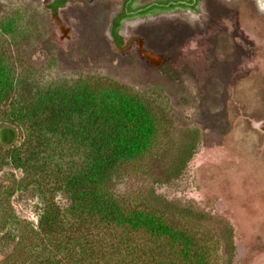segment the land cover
<instances>
[{
  "label": "rangeland",
  "instance_id": "rangeland-1",
  "mask_svg": "<svg viewBox=\"0 0 264 264\" xmlns=\"http://www.w3.org/2000/svg\"><path fill=\"white\" fill-rule=\"evenodd\" d=\"M52 1L0 0V59L15 82L7 112L17 95L44 87L85 78L125 85L159 126L155 147L163 145L153 152L150 174L163 180L187 147L193 152L180 177L157 184V192L206 212L216 233L229 223L233 264H264V0H200L193 10L175 6L124 19L120 45L108 27L123 0H69L55 11ZM31 135L28 124L0 122V193L12 191L0 197L36 223L53 193L66 210L57 181L78 158L47 136L53 145L40 148L39 171L14 168L13 149L24 160ZM148 184L119 181L122 188ZM11 247L0 236V261Z\"/></svg>",
  "mask_w": 264,
  "mask_h": 264
},
{
  "label": "trees",
  "instance_id": "trees-1",
  "mask_svg": "<svg viewBox=\"0 0 264 264\" xmlns=\"http://www.w3.org/2000/svg\"><path fill=\"white\" fill-rule=\"evenodd\" d=\"M68 1L53 0L50 7L55 11ZM136 1L123 0L111 18L108 28L116 45L121 44L124 19L179 5L176 0L134 5ZM6 69L0 59V122L28 124L33 132L25 141L24 160L21 151L13 149L14 168L39 171L40 148L53 145L47 136L59 152L78 159L57 181L69 199L66 210L53 193L43 200L33 223L15 215L9 202L2 206L0 197V236L12 243L0 264H233L229 223L216 233L206 212L157 192V184L180 177L193 152L187 147L164 171L163 180L149 173L153 152L163 144L155 147L157 119L136 93L112 80L85 78L20 93L7 112L3 105L14 94L15 82ZM129 176L151 184L119 186L120 179ZM11 194L0 193L4 198Z\"/></svg>",
  "mask_w": 264,
  "mask_h": 264
},
{
  "label": "flooded vegetation",
  "instance_id": "flooded-vegetation-1",
  "mask_svg": "<svg viewBox=\"0 0 264 264\" xmlns=\"http://www.w3.org/2000/svg\"><path fill=\"white\" fill-rule=\"evenodd\" d=\"M180 7H186L188 9H196L197 5L199 4L200 0H176Z\"/></svg>",
  "mask_w": 264,
  "mask_h": 264
}]
</instances>
